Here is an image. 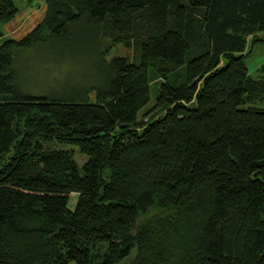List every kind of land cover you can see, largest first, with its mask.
I'll use <instances>...</instances> for the list:
<instances>
[{
	"label": "trees",
	"instance_id": "16d2710c",
	"mask_svg": "<svg viewBox=\"0 0 264 264\" xmlns=\"http://www.w3.org/2000/svg\"><path fill=\"white\" fill-rule=\"evenodd\" d=\"M42 1L14 39L0 0V264H264V80L246 62L264 0ZM81 27L96 80L22 91L14 52H67ZM117 44L135 56L107 60Z\"/></svg>",
	"mask_w": 264,
	"mask_h": 264
},
{
	"label": "rangeland",
	"instance_id": "374dc122",
	"mask_svg": "<svg viewBox=\"0 0 264 264\" xmlns=\"http://www.w3.org/2000/svg\"><path fill=\"white\" fill-rule=\"evenodd\" d=\"M17 14L9 22L1 26L5 37L19 39L32 29L44 17L45 5L42 0H15ZM79 39H75L74 48L60 52L52 48L50 43L37 44L30 49H18L14 52V66L18 83L25 93L33 95L61 93L70 85L91 84L97 78V47L85 28H79ZM87 34V37L82 35ZM113 56H135L132 47L117 44L106 53V59ZM248 73L254 79L264 80V43L255 44L250 56L246 59ZM151 74V72H150ZM159 81L155 74L151 75L150 101L137 114V120L153 105ZM93 96V93H92ZM264 96V95H263ZM264 100H255L252 106L259 107ZM70 148V146H66ZM83 162L84 156H78ZM68 208L74 209L77 194H69Z\"/></svg>",
	"mask_w": 264,
	"mask_h": 264
},
{
	"label": "crops",
	"instance_id": "0c3cea01",
	"mask_svg": "<svg viewBox=\"0 0 264 264\" xmlns=\"http://www.w3.org/2000/svg\"><path fill=\"white\" fill-rule=\"evenodd\" d=\"M42 20V19H41Z\"/></svg>",
	"mask_w": 264,
	"mask_h": 264
}]
</instances>
